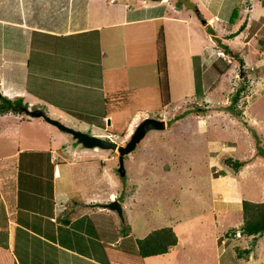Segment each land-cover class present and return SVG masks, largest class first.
<instances>
[{"label":"crops","instance_id":"obj_1","mask_svg":"<svg viewBox=\"0 0 264 264\" xmlns=\"http://www.w3.org/2000/svg\"><path fill=\"white\" fill-rule=\"evenodd\" d=\"M185 2L187 6L181 0H0V96L19 97L28 108H41L68 125L102 135L95 130L98 124L89 125L87 119L96 117L93 107L100 100L105 107L102 118H108L105 105L126 91L121 89L133 64L126 62L129 43H141L129 53H149L148 59L135 60V68L157 59L159 32L168 47L173 38L185 44L177 34L185 29L197 36L181 53L185 71H193V55L199 54L202 64L216 49L211 33L222 47H229L226 40L246 24L262 20L264 25V0ZM235 7L241 8L232 23ZM241 14L245 26L228 30L226 21L239 24ZM115 37L124 50L113 56ZM210 141L207 145L215 146ZM103 150L82 145L42 116L24 110L0 113V264H204V256H211L210 245L219 264L220 242L226 248L243 245L241 234L230 227H206L208 236L206 230L188 239L178 236L167 252L141 256L136 238L142 236L135 234L129 214L121 221L115 210L99 204L117 198L126 206V196L119 199L121 187L106 164L111 157ZM227 209L215 208L224 213ZM255 245L257 250L263 246ZM257 250L246 254L247 263L255 260L252 253L258 255ZM154 256L159 257L149 259Z\"/></svg>","mask_w":264,"mask_h":264},{"label":"rangeland","instance_id":"obj_2","mask_svg":"<svg viewBox=\"0 0 264 264\" xmlns=\"http://www.w3.org/2000/svg\"><path fill=\"white\" fill-rule=\"evenodd\" d=\"M181 3L188 5L185 0ZM240 8L234 13L237 17ZM189 10L184 12L186 16ZM190 16L196 19V15ZM244 17L245 14L240 15L239 24H227L226 21V28L234 31L241 26L242 29L247 22V19L242 20ZM234 21L233 17L231 22ZM212 23L208 24L214 26ZM246 26L237 36L226 40L230 52L222 49L220 38L209 33L216 49L206 54L207 61L202 64L199 63V54L193 55V71H185L181 53L184 47L187 50L188 45L197 40V36L183 29L177 34L185 44L175 38L168 47L164 42L170 96L166 105H162L158 87L153 85L158 79L156 58L150 57L151 63L131 67L140 57L142 61L148 59L149 53L143 55L144 49L138 55L129 53L132 47L139 48L141 44L129 43L131 48L126 49V62L133 63L127 69L131 76H127L121 89L126 91L114 94L105 105L110 114L109 123L107 117L102 118L104 103L101 100L95 102L96 117L87 119L89 125L97 123L99 128L95 130L102 134L100 136H109L118 144H125L136 125L146 116L166 121L164 128L148 130L135 148L124 155L123 176L117 171L118 151L103 150V154L111 157L106 164L110 166L115 183L121 187L119 199L126 196L123 209L125 215L130 216L135 234L143 237L147 234H142L144 230L170 225L177 230L180 240L196 236L201 231L204 235V230L208 236L210 233L206 227H239L243 198L264 201V154L261 152L262 147L264 149V25L262 20H257ZM164 40L167 41L165 37ZM112 41L110 50L116 56L124 46L117 37ZM149 44L153 45V41ZM195 45L198 46L197 42ZM239 58L243 59L242 63ZM115 63L123 64L124 61ZM236 94L237 102L233 100ZM231 103L242 110V116L229 109ZM80 130L92 133L89 127ZM207 140L215 146H208ZM227 156L239 158L244 164L235 171L225 163ZM100 159L98 157V162ZM217 186H223L224 192L216 189ZM217 205L229 208V211L215 210ZM117 217L120 218L118 214ZM239 232L238 239L243 243L238 248L240 254L236 247L228 244L226 248L220 242L219 264H264V231L254 234L260 236L255 239V244H263L259 250L252 243L254 238L250 235L253 234L240 231V227ZM187 245L190 248V244ZM245 247L249 251H259L258 255L252 253L255 260L251 258L250 263H247L249 251H244ZM208 254L211 256H204L207 260L204 264H217L214 246L210 245ZM156 257L159 256L149 259ZM166 264H174V261L168 260Z\"/></svg>","mask_w":264,"mask_h":264},{"label":"trees","instance_id":"obj_3","mask_svg":"<svg viewBox=\"0 0 264 264\" xmlns=\"http://www.w3.org/2000/svg\"><path fill=\"white\" fill-rule=\"evenodd\" d=\"M247 2V0H246ZM237 12V7L233 11V17L236 16L234 13ZM158 50H157V69L159 72V81H158V90L162 98V105H166L169 101V86L167 78V63L165 50L163 46V35L159 32L158 38ZM224 49L227 52H230V47L224 45ZM241 63L243 62L242 58H239ZM238 95L236 94L233 98L237 102ZM235 103L229 105V109L237 116H242V110L234 106ZM22 106H26L23 103L22 99L18 98H8L5 95L0 96V113L12 111H22ZM262 154H264V149L262 147ZM225 163L231 166L235 171H238L242 166L243 160L239 158H234L232 156L225 157ZM240 231H243L247 234L258 233L259 231H264V201H254L247 198L242 199V222L239 225ZM239 227H230V231H238ZM240 233V232H239ZM137 241V251L141 256H148L154 254H161L167 252L173 245L178 241L177 234L172 226L165 225L151 229L143 237L136 238ZM240 246H237V253L240 254ZM244 251H249V248H243Z\"/></svg>","mask_w":264,"mask_h":264},{"label":"water","instance_id":"obj_4","mask_svg":"<svg viewBox=\"0 0 264 264\" xmlns=\"http://www.w3.org/2000/svg\"><path fill=\"white\" fill-rule=\"evenodd\" d=\"M22 109L28 112L30 115L42 116L44 119L56 125L58 128L71 133L72 136L76 138L78 142H80L86 147L116 149L118 151L117 171L121 176L125 175L124 155L135 148L136 144L144 137L148 130L153 128L160 129L166 126L165 119L153 116H146L136 125L134 131L130 135V138L125 142V144H118L116 141L109 138V136L104 137L69 126L60 121L59 119L51 117L45 110L41 108H28L27 106H22ZM107 120V122L109 123V118ZM99 204L115 210L119 215L121 221H124L123 206L121 201H119L117 198Z\"/></svg>","mask_w":264,"mask_h":264},{"label":"built area","instance_id":"obj_5","mask_svg":"<svg viewBox=\"0 0 264 264\" xmlns=\"http://www.w3.org/2000/svg\"><path fill=\"white\" fill-rule=\"evenodd\" d=\"M54 219V217H52Z\"/></svg>","mask_w":264,"mask_h":264},{"label":"flooded vegetation","instance_id":"obj_6","mask_svg":"<svg viewBox=\"0 0 264 264\" xmlns=\"http://www.w3.org/2000/svg\"><path fill=\"white\" fill-rule=\"evenodd\" d=\"M126 155V154H125Z\"/></svg>","mask_w":264,"mask_h":264}]
</instances>
